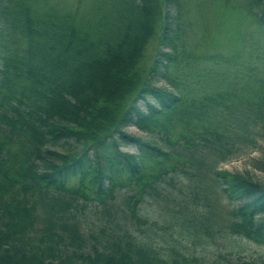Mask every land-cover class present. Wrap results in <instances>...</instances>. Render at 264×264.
<instances>
[{
    "label": "trees",
    "instance_id": "1",
    "mask_svg": "<svg viewBox=\"0 0 264 264\" xmlns=\"http://www.w3.org/2000/svg\"><path fill=\"white\" fill-rule=\"evenodd\" d=\"M41 1L0 0V264H204L179 235L198 242L213 231L205 177L232 204L230 231L264 240V181L216 167L233 155V139L253 143L264 73L252 114L239 109L249 122L233 128L231 90L185 98L177 84L156 83L176 65L184 0H91L88 20ZM254 2L263 24L264 0ZM176 172L185 176L177 186ZM167 192L172 205L161 201ZM146 198L152 218L139 213ZM96 213L103 222L88 241L81 222ZM146 222L164 230V247Z\"/></svg>",
    "mask_w": 264,
    "mask_h": 264
},
{
    "label": "rangeland",
    "instance_id": "2",
    "mask_svg": "<svg viewBox=\"0 0 264 264\" xmlns=\"http://www.w3.org/2000/svg\"><path fill=\"white\" fill-rule=\"evenodd\" d=\"M47 3L75 10L76 16L87 20L96 16L93 11H87L92 5L91 0H42L40 5ZM257 9L254 0H184L183 31L175 43L176 65L167 72L170 81L160 77L156 83L170 87H173L172 83L177 84V92L185 98L208 91L231 90L233 96L226 99L232 104L234 111L229 120L231 126L234 128L239 123H248L249 120L244 121L239 109L252 114L253 100H256L257 95L252 94L251 90L258 84L256 78L264 73V23L255 21L254 12L251 13ZM156 37L157 29H154V33L144 44L138 62L143 71L151 62L157 43ZM209 54L213 56L208 57ZM261 111V118L254 117V121L248 123L253 130L247 135L253 139V143L240 137L233 139L236 145L232 150L233 155L218 161L217 168L242 172L254 180L264 181V107ZM235 130L242 133L241 128ZM125 131L132 135L149 137V133L131 124L125 126ZM121 148L131 151L133 145L126 144ZM184 177L181 172L174 173L175 186L183 182L181 180ZM200 183L211 202L210 224L213 231L210 236L198 242H191L192 236L181 231L184 233L179 235L181 242L204 264H221L226 259L236 258L264 263V240H253L230 231L228 221L231 219L229 208L232 204L213 186L209 178H202ZM163 187L174 191L169 185ZM161 201L163 204H173L168 192ZM138 206L139 213L148 218L156 213L152 199L146 198ZM102 222L99 213L89 214L81 222L83 235L88 241L90 239L87 234H98ZM146 227L148 229H145V233L157 243L163 247L167 244L160 236L164 230L157 222H146L144 228ZM172 228L175 232L178 231L177 225L173 224Z\"/></svg>",
    "mask_w": 264,
    "mask_h": 264
}]
</instances>
